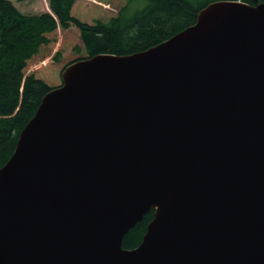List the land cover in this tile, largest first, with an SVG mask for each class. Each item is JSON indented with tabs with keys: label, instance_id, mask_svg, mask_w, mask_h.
Returning <instances> with one entry per match:
<instances>
[{
	"label": "water",
	"instance_id": "95a60500",
	"mask_svg": "<svg viewBox=\"0 0 264 264\" xmlns=\"http://www.w3.org/2000/svg\"><path fill=\"white\" fill-rule=\"evenodd\" d=\"M0 264H264V2L67 66L0 168Z\"/></svg>",
	"mask_w": 264,
	"mask_h": 264
},
{
	"label": "trees",
	"instance_id": "16d2710c",
	"mask_svg": "<svg viewBox=\"0 0 264 264\" xmlns=\"http://www.w3.org/2000/svg\"><path fill=\"white\" fill-rule=\"evenodd\" d=\"M47 1L51 12L29 15L12 1L0 0V168L13 155L21 132L36 114L43 98L62 85L55 86L57 75L53 78L44 71L49 67L28 65L42 48L52 43L51 35L59 30L76 31L77 44L72 47L78 56L63 67V73L67 66L82 59L97 55H132L155 47L194 25L199 11L213 2L243 1L251 5L264 2L101 0L116 7L118 12L114 14L94 4H79L77 0ZM153 217L154 211H151L126 235L125 249L132 250L141 244Z\"/></svg>",
	"mask_w": 264,
	"mask_h": 264
},
{
	"label": "rangeland",
	"instance_id": "374dc122",
	"mask_svg": "<svg viewBox=\"0 0 264 264\" xmlns=\"http://www.w3.org/2000/svg\"><path fill=\"white\" fill-rule=\"evenodd\" d=\"M14 5L20 9L24 14L38 15L50 12L49 3L47 0H10ZM80 3L94 4L99 8L106 11H110L117 14V9L111 4H106L101 2V0H77ZM193 3H198L199 1H191ZM48 3V4H47ZM202 3H205L202 2ZM136 6L133 5V8ZM93 10V9H92ZM96 11V10H95ZM76 31L74 29L70 31L59 30L55 34L51 35L52 43L49 46L42 48L41 52L29 61V66L35 67H49L45 68L44 71L50 73V75L56 78L55 86H60L62 84V69L63 67L75 59L78 55L74 53L73 45L77 44ZM59 53V56H56ZM58 68V71L54 70V67ZM60 69V70H59ZM60 72V73H59ZM59 78V79H58Z\"/></svg>",
	"mask_w": 264,
	"mask_h": 264
},
{
	"label": "crops",
	"instance_id": "0c3cea01",
	"mask_svg": "<svg viewBox=\"0 0 264 264\" xmlns=\"http://www.w3.org/2000/svg\"><path fill=\"white\" fill-rule=\"evenodd\" d=\"M48 4V3H47ZM47 12V11H46Z\"/></svg>",
	"mask_w": 264,
	"mask_h": 264
}]
</instances>
